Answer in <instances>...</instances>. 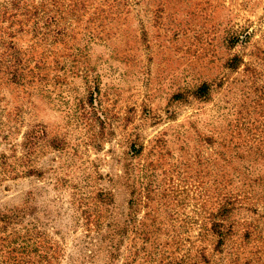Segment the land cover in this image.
Wrapping results in <instances>:
<instances>
[{"label":"rangeland","instance_id":"obj_1","mask_svg":"<svg viewBox=\"0 0 264 264\" xmlns=\"http://www.w3.org/2000/svg\"><path fill=\"white\" fill-rule=\"evenodd\" d=\"M22 206L0 264H264V0H0V211Z\"/></svg>","mask_w":264,"mask_h":264},{"label":"trees","instance_id":"obj_2","mask_svg":"<svg viewBox=\"0 0 264 264\" xmlns=\"http://www.w3.org/2000/svg\"><path fill=\"white\" fill-rule=\"evenodd\" d=\"M250 38H251V33L245 29L242 31V33H240V35H236L234 37H232V44H235L236 42H240L242 45H249L250 42ZM235 41V42H234ZM243 62V58L240 55L234 54L231 57H229L226 62H225V66L230 68V69H237L239 67V65ZM93 88H96V92L99 91L98 85L94 84L92 86H90V102L92 103L93 101V94L95 92V90H93ZM209 90H210V85L208 83L203 82L202 84H200L198 87H196L195 89L191 90V93L193 94L194 98L197 99H202V98H206L209 95ZM173 98L181 100L184 99V94L183 93H176L173 95ZM132 150H134V152H140L135 145L131 146ZM127 169V168H126ZM29 172H32L31 170ZM124 174L127 175L129 174L128 169L127 172L126 170H124ZM128 177V176H127ZM130 189V187H129ZM132 195V194H131ZM104 199L106 200V203H109L108 201L111 200V195L110 193L106 192L104 194ZM135 198H133L132 196L128 199V203L130 205H135L134 204ZM222 208V210H224V207H220ZM224 212V211H223ZM222 212V213H223ZM25 214V207H17V208H13V209H7L6 211H0V223H3L5 226L8 225V223L19 219L21 217H23V215ZM142 225H144V222L141 223ZM225 223L222 220H216V221H212L211 226H210V230H212V232H217L219 238H218V242L217 245L223 244L225 243V237L227 236V232L230 230V227L228 226L226 229H224ZM137 234H139L140 239L143 240H150V247L152 249H154L153 251H147V247L146 245L143 247V249L146 248V252L149 253H155V248H154V244H155V238L156 237H152L149 233L148 230H144L142 233L141 232H136ZM203 256V255H201ZM183 261V259H175V258H169V259H161L159 260L158 264H177L179 262Z\"/></svg>","mask_w":264,"mask_h":264}]
</instances>
